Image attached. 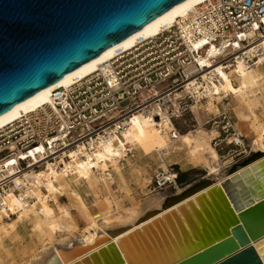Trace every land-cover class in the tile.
I'll return each instance as SVG.
<instances>
[{"label": "bare ground", "instance_id": "bare-ground-1", "mask_svg": "<svg viewBox=\"0 0 264 264\" xmlns=\"http://www.w3.org/2000/svg\"><path fill=\"white\" fill-rule=\"evenodd\" d=\"M207 1L187 0L122 44L66 76L49 89L16 106L0 117V130L18 121L22 115L31 114L51 103V94L54 90L69 88L76 80H82L94 74L105 63L113 60L119 51H129L140 40H148L159 36L163 29L173 28L176 23L189 18L199 6ZM242 50L231 49L226 52H230L231 55L235 56ZM246 52V56L252 59L253 51L247 50ZM220 56V53L211 51L201 61L202 66L206 68L203 72V85L211 91L212 95L209 100L197 104L193 108L199 119L198 128L177 135L176 140L172 139L170 132L174 129L173 122L165 113L158 108H154L153 105L151 113H147L145 110L134 113L131 121L128 122V127L122 132L121 136H111L105 143L98 146L93 154L80 149L72 156V161L64 162L65 169L67 171L73 170L76 174L75 177L68 176L67 173L55 169L52 165H48L46 170L41 171L39 176L48 181L45 186L50 194V200L44 196L40 188L35 191V203L21 202L14 196H9L7 198L8 205L16 218L8 219V213L5 211L0 212V264H7L2 252H6L8 258H13V253L4 247V244L8 238L19 239V228L24 224L31 228V233L40 244L39 248L25 251L26 261L24 264H71L84 256H88L102 246L105 243L104 238L111 241L112 236L110 233L114 230L124 226H130V230L140 228L144 222L140 224L136 222L145 213L156 212L155 216L147 220V222H150L166 211L175 210L181 202L165 210H162V206L167 196H169L164 192L165 190L171 187L176 190L175 193L183 191L184 187L179 186L178 182L166 186L163 190L149 189L144 203L129 208L123 205V200H113L111 198L106 177H110L111 187H116L122 193H127L128 186L121 162L125 161L124 159L127 158L128 153L133 151L138 152L143 157L158 160L156 174L158 171L168 173L170 165L166 161L167 157H171L177 152H184L189 164L193 165L194 162L203 165L209 179L215 181L207 189L214 186L221 188L227 180L230 181L234 176H238L235 179L240 181L238 186L248 191L241 173L250 170L253 164L262 162L264 156L252 165L227 176L222 172L219 154L212 146V141L218 137L219 133L216 130H206L203 125V118L210 115L216 116L219 113L218 105L220 103L230 99L233 100L235 102L234 111L238 120L236 126L246 132L247 138L251 141L253 153H264V120L261 119V116L264 118V56L259 57L257 66H252L246 57L238 55L235 61L229 63L227 67L220 64ZM208 72H210V75H208ZM234 77L236 80H234ZM154 114H159L156 115L157 119ZM159 116H161V121L158 120ZM249 173L251 172L249 171ZM176 175L177 173H172L171 180ZM251 181L254 184L256 183V188H264L259 186L252 174ZM149 183L151 182L147 180V184ZM232 183L230 181V185L236 188ZM84 187L90 190L96 189V191L101 189L104 195L105 210L94 213V210L88 206L80 192ZM252 192H254V189H252ZM100 194H96V203L100 201ZM195 196L197 194L192 196L191 199H194ZM64 197H67L71 203L68 205L61 203L60 198ZM255 197H257V193H255ZM225 198L228 210L238 215L239 211L235 210L231 200L227 196ZM258 199V197L254 198L253 204L260 201ZM207 202H209L208 199ZM195 208V210H198L197 207ZM245 209L247 207L242 205L240 211ZM189 215L199 229L200 226L193 215L190 212ZM200 215L202 216V214ZM177 218L191 240L186 224L180 216ZM202 219L205 221L204 216H202ZM80 221L84 223L83 227H80ZM171 223L176 232L178 243H176L166 225L162 223L172 246L163 250L157 247L154 249L147 239L145 241L150 250L145 248L141 242H139L140 246L134 243L135 247L129 244V258L133 261V264H153L172 254L179 253L184 245L181 242L176 224L172 220ZM158 228L163 238L166 239L161 227L158 226ZM232 228H230V231ZM154 231L159 239V233L156 230ZM229 235H231V232ZM150 240L154 242L151 235ZM260 257L264 263V253ZM14 261L11 264H15Z\"/></svg>", "mask_w": 264, "mask_h": 264}, {"label": "built area", "instance_id": "built-area-1", "mask_svg": "<svg viewBox=\"0 0 264 264\" xmlns=\"http://www.w3.org/2000/svg\"><path fill=\"white\" fill-rule=\"evenodd\" d=\"M231 49L243 50L233 56L226 52ZM247 50L253 51L252 59L246 56ZM211 51L220 53L224 67L238 55L257 66L264 56V0H208L173 28L140 40L129 51H119L94 74L54 90L48 105L1 129L0 212L8 213V219L16 218L7 198L35 203L37 188L50 200L41 171L52 165L75 177L64 162L72 161L80 149L93 154L111 136H121L134 113H151L153 105L173 122L170 136L176 140L181 134L177 122L196 116L194 106L212 95L203 85L206 68L201 64ZM226 102L203 123L219 133L212 146L225 174L253 153ZM172 173H177L173 166L168 173H155L153 190L176 184L179 173L171 180ZM106 179L110 184V177Z\"/></svg>", "mask_w": 264, "mask_h": 264}, {"label": "water", "instance_id": "water-1", "mask_svg": "<svg viewBox=\"0 0 264 264\" xmlns=\"http://www.w3.org/2000/svg\"><path fill=\"white\" fill-rule=\"evenodd\" d=\"M186 1L0 0V117ZM263 156L264 153H253L234 165L227 176ZM251 174L259 186L264 187V160L241 173L248 191L238 186L240 181L235 180L238 176L230 180L236 188L229 180L221 188L210 189L207 187L214 184V180L195 181L182 192L167 196L162 210L181 202L175 210L166 211L150 222L147 220L156 212L145 213L136 222H144L140 228L130 230V226H124L114 230L110 233L111 241L104 238L102 246L71 264H133L129 258V244L135 247L134 243L140 246L141 242L150 250L145 239L154 249H168L172 243L162 223L178 243L171 220L177 226L184 247L179 253L153 264H264L260 257L264 253V188H256ZM255 193L260 201L253 204V199L257 198ZM225 195L239 211L238 215L228 210ZM242 205L247 209L240 211ZM178 216L186 224L192 241ZM154 230L159 233V239Z\"/></svg>", "mask_w": 264, "mask_h": 264}, {"label": "rangeland", "instance_id": "rangeland-1", "mask_svg": "<svg viewBox=\"0 0 264 264\" xmlns=\"http://www.w3.org/2000/svg\"><path fill=\"white\" fill-rule=\"evenodd\" d=\"M234 80L236 78L234 77ZM236 82V81H235ZM226 103H229L233 109L235 121L236 124L238 123V120L236 118V114L234 111L235 108V102L233 100H228ZM222 104V103H220ZM219 107V106H218ZM213 115L207 116L203 118V123L208 120L209 118H212ZM261 119L264 120V118L261 116ZM178 127L180 128L181 134H184L190 130H194L199 127V119L196 116H188L185 119L179 120L177 122ZM204 128L208 131L210 129L207 126H204ZM236 128L247 138V134L244 130ZM248 143L251 146V141L249 138H247ZM125 161L121 162V165L124 169V176L126 180V184L128 186V192L122 193L118 188L111 187L109 185L111 198L113 200H123V205L126 208L133 207L134 205L144 203V200L147 198L146 193L149 189H154L152 185V179L155 174V171L158 168V160L150 159V157H143L138 152H131L128 153L127 158L124 159ZM166 161L168 164L173 166V169L175 172L179 173V180L178 185H188L192 182L201 180L202 178L206 177L208 175L207 171L203 168V165L197 164L193 162V165L188 163V158L184 152H177L174 155H171V157H167ZM147 180H149L151 183L147 184ZM108 183V182H107ZM149 186L148 188H146ZM176 190L169 188L165 190L164 192L168 195L174 194ZM81 194L83 198L86 200L89 207L94 210V213H97L99 211L105 210V204L103 200V194L101 189L99 191H96V189H87L84 187L81 191ZM104 192V191H103ZM100 194V201L95 202L96 194ZM94 196V197H93ZM61 203L70 204L71 201L64 197L60 199ZM95 205V206H94ZM77 215L76 213H74ZM198 217V216H197ZM198 219H200L198 217ZM201 221V219H200ZM84 223L80 221V227H83ZM190 226L193 229V226L190 224ZM31 228L28 225H21L19 228V239H13L8 238L5 241L4 247L9 249L11 252H15L16 254L13 256V258H8L6 255V252H2L3 257L7 264H11L13 260L15 264H24L26 261V255H24L26 250L32 249V248H39L40 244L37 242V239L35 236L31 233ZM193 231H195L193 229ZM175 236L176 232L173 231ZM196 233V232H195Z\"/></svg>", "mask_w": 264, "mask_h": 264}, {"label": "crops", "instance_id": "crops-1", "mask_svg": "<svg viewBox=\"0 0 264 264\" xmlns=\"http://www.w3.org/2000/svg\"><path fill=\"white\" fill-rule=\"evenodd\" d=\"M186 185H187V184H186ZM186 185H183V186H186ZM188 185H189V184H188ZM93 197H94V196H93ZM20 237H21V236H20ZM12 253H13V255H15V254H16V253H15V252H13V251H12Z\"/></svg>", "mask_w": 264, "mask_h": 264}]
</instances>
